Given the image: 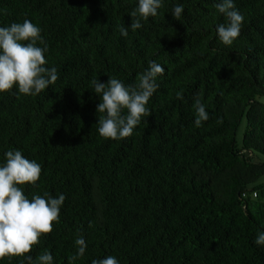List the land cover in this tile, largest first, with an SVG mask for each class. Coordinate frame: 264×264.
<instances>
[{
  "label": "trees",
  "instance_id": "trees-1",
  "mask_svg": "<svg viewBox=\"0 0 264 264\" xmlns=\"http://www.w3.org/2000/svg\"><path fill=\"white\" fill-rule=\"evenodd\" d=\"M217 2L164 0L123 37L137 0H0V26L38 25L46 66L58 71L36 96L0 93V163L21 150L41 165L36 185L20 186L25 195L66 197L52 231L24 256L47 251L70 264L83 238L71 264L109 255L119 264H264L254 243L264 230V0H234L244 20L230 46L216 36L225 22ZM178 3L182 21L170 12ZM153 60L164 73L151 115L123 140L101 137L90 82L135 84ZM196 99L209 115L200 127Z\"/></svg>",
  "mask_w": 264,
  "mask_h": 264
},
{
  "label": "clouds",
  "instance_id": "clouds-1",
  "mask_svg": "<svg viewBox=\"0 0 264 264\" xmlns=\"http://www.w3.org/2000/svg\"><path fill=\"white\" fill-rule=\"evenodd\" d=\"M164 0H137L130 12L132 22L121 27L120 34L127 37L142 27L141 20L156 17ZM216 10L225 17V22L216 25V36L225 46L233 44L239 36L244 17L236 8L234 0H218ZM176 20H181L184 12L182 4L171 11ZM182 21V20H181ZM40 45H43L41 47ZM47 45L41 36V29L31 20L13 22L10 26H0V93L15 87L18 94L36 96L58 79L55 66L47 67L45 53ZM164 68L156 61H150L148 68L138 75L137 83L125 85L121 80L109 76L108 81L93 79L91 89L99 95L97 105L99 115L97 131L105 139L123 140L133 134L142 117L150 116L147 104L159 87L157 78ZM176 98L183 99V92L177 91ZM194 125L200 127L209 119L206 106L199 99L194 102ZM41 175V165L36 160L26 158L21 150L9 149L0 163V258L22 256L27 264H54L53 255L44 252L35 260L29 253L38 243L42 234L50 233L53 222H58L62 205L66 199L63 193L53 197L45 192L31 198L20 187L25 183L35 186ZM254 243L264 247V230L258 231ZM76 255L71 261L82 257L86 250L83 238L75 241ZM92 264H119L115 256L94 259Z\"/></svg>",
  "mask_w": 264,
  "mask_h": 264
},
{
  "label": "rangeland",
  "instance_id": "rangeland-1",
  "mask_svg": "<svg viewBox=\"0 0 264 264\" xmlns=\"http://www.w3.org/2000/svg\"><path fill=\"white\" fill-rule=\"evenodd\" d=\"M243 132H244V124L243 126H240L238 133H237V139L239 143H241L242 141ZM259 160L264 161V155H260ZM260 182H264V174L260 177L257 183H260Z\"/></svg>",
  "mask_w": 264,
  "mask_h": 264
},
{
  "label": "built area",
  "instance_id": "built-area-1",
  "mask_svg": "<svg viewBox=\"0 0 264 264\" xmlns=\"http://www.w3.org/2000/svg\"><path fill=\"white\" fill-rule=\"evenodd\" d=\"M254 195H256V193H254Z\"/></svg>",
  "mask_w": 264,
  "mask_h": 264
}]
</instances>
